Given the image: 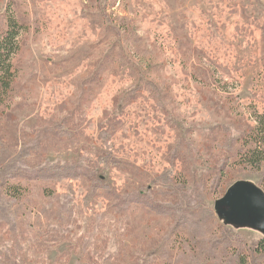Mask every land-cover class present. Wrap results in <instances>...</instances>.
<instances>
[{"label": "rangeland", "instance_id": "obj_1", "mask_svg": "<svg viewBox=\"0 0 264 264\" xmlns=\"http://www.w3.org/2000/svg\"><path fill=\"white\" fill-rule=\"evenodd\" d=\"M8 7L0 264H240L264 230L215 203L264 190L233 162L264 115V0H0V31Z\"/></svg>", "mask_w": 264, "mask_h": 264}, {"label": "trees", "instance_id": "obj_2", "mask_svg": "<svg viewBox=\"0 0 264 264\" xmlns=\"http://www.w3.org/2000/svg\"><path fill=\"white\" fill-rule=\"evenodd\" d=\"M6 28L0 31V91L5 92L11 88V84L16 77V69L13 65V59L17 55L19 49L18 36L25 26L19 21L14 12H11L10 7L6 10ZM256 118V124L251 127L247 133L240 137V147L234 154L235 161L234 164L242 163L248 166L257 165L260 166L264 163V115H258ZM117 164L120 163L119 168L127 170L124 166H128L129 163L123 166V160H113ZM16 169V168H15ZM21 169L13 170L12 173L8 172L6 169L0 171V186H4L3 182L10 180L13 175L20 174ZM219 172V170L217 171ZM38 175L47 177L48 175L43 172V170L37 171ZM11 184V183H10ZM17 186V187H16ZM9 188H17L21 190L20 185H10ZM154 210L155 212H163L162 204H158L155 201L147 202L145 205ZM253 257L254 260L257 257L264 259V239L259 240L254 243V245L249 249L248 252L243 253L239 256L240 264H247V259Z\"/></svg>", "mask_w": 264, "mask_h": 264}, {"label": "water", "instance_id": "obj_3", "mask_svg": "<svg viewBox=\"0 0 264 264\" xmlns=\"http://www.w3.org/2000/svg\"><path fill=\"white\" fill-rule=\"evenodd\" d=\"M215 209L228 221L264 230V190L249 181L240 180L231 185L216 201Z\"/></svg>", "mask_w": 264, "mask_h": 264}]
</instances>
